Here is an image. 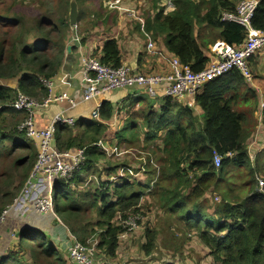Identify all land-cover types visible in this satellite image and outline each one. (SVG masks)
Returning <instances> with one entry per match:
<instances>
[{"label": "trees", "instance_id": "trees-1", "mask_svg": "<svg viewBox=\"0 0 264 264\" xmlns=\"http://www.w3.org/2000/svg\"><path fill=\"white\" fill-rule=\"evenodd\" d=\"M172 1L175 10L166 14L164 7L158 5L161 0H147L145 11L150 15L147 18L143 12L142 16L151 37L154 40L163 38L166 51L193 73L207 68L209 47L217 40L233 48L243 44L244 28L221 19L223 13L235 12L236 0ZM252 26L264 31V0H259ZM68 28L69 20H55L44 15L28 20L12 10L0 13V157L7 155L15 161V168H24L26 179L34 169L38 150L23 135L17 138V126L25 119H21L22 115H26L11 107L17 92L5 85L16 81L17 90L27 96L48 98L49 91L40 81H52L61 71ZM30 39L34 41L30 43ZM100 51L93 57L103 65L123 66L117 40L106 41ZM154 101L148 99L139 105L127 101L113 105L106 101L100 108V122L80 121L76 126L77 129L84 126L81 135L76 127L71 130L59 126L56 146L60 151L84 150L86 163L78 176L90 175L97 170L99 146L109 130L122 129L115 134L118 140H128V133L136 137L138 131L144 132L146 144L161 142L163 146V155L158 161L161 171L158 184L162 180L170 183L168 187H159L163 206L197 231L212 264H264V197L257 192L256 181V174L264 173V167L255 162L250 167V175L242 173L239 177L246 182L242 186H229L230 191L217 184L222 182L224 175L251 163L247 151L250 133L244 129L246 115L237 108L257 106L256 93L236 70L208 82L194 98V105L202 111V123L198 122L189 104L164 99L158 106ZM122 112L125 121L115 126ZM7 119L21 121H16L8 132ZM6 142L10 143V148L4 145ZM215 155L223 158L219 168L214 164ZM114 169L107 170V178L99 174L98 187L86 195L93 197L91 207L100 219L99 247L106 248L111 258L119 248L121 229L118 225L139 211L150 188V184L141 181L136 184L112 180ZM78 176L73 180L80 183L82 180ZM214 190L222 197L215 205L211 197ZM74 192L64 180L58 181L53 190L54 202L68 220L82 213L81 201ZM44 234L31 226L21 229L16 245L28 256L25 259L13 247L0 257V264H74L65 257L67 250L47 240ZM145 236L147 242L143 250L150 256L156 248V232L147 229Z\"/></svg>", "mask_w": 264, "mask_h": 264}, {"label": "rangeland", "instance_id": "rangeland-1", "mask_svg": "<svg viewBox=\"0 0 264 264\" xmlns=\"http://www.w3.org/2000/svg\"><path fill=\"white\" fill-rule=\"evenodd\" d=\"M74 1H76L80 10H84L86 15L82 16L81 19L88 25H91L90 14L99 12L101 10L100 5L102 9L105 10L104 5H102L99 0H0V13L6 14L12 10L14 13H18L28 20L44 15L50 16L55 20H69L70 22L71 3ZM131 1L134 2V0ZM242 1L245 0H237V3ZM105 2L106 0L103 1V3ZM136 2L144 3L145 0H138ZM146 2L141 9H146ZM112 3L113 0H107L106 2V10H108L109 13L118 11L112 8ZM149 6L152 7L150 4ZM168 12L171 11L165 10L166 14ZM67 30L68 35L69 33L72 34L74 30L76 31V29L71 28V26ZM33 41L32 39L29 40L30 43ZM66 41V44H68V39ZM155 41L160 45H158V47H161V41L164 42V39L161 38V41L155 39ZM164 53L166 52L164 51ZM251 69L254 78L257 79V71H255L252 66ZM32 98L40 101L42 100L39 97ZM161 100L162 99H158L154 101V103L159 106L162 102ZM123 113L124 112L120 114L121 116L119 115L115 126H118L119 121H121V123L125 121ZM7 117L9 118L10 116L8 115ZM24 118L26 117L22 115L21 119ZM16 121L17 120L11 121V119H7L5 125L6 128H9V131H6L10 132V129H12ZM20 121L21 120H18L17 122ZM126 123L127 122H125V124ZM22 124L19 125L21 126ZM20 126H17L16 129V133L19 135L17 138H20L21 135L25 137V134L19 131ZM75 129L81 135L84 126H80L78 129L76 127ZM117 131L120 132L122 129L116 130L115 128L109 130L103 139V144L99 146L100 156L99 162L96 164V172H91L90 175L82 174L80 176H78L79 173H77L75 178L77 176L81 178L82 181L80 183L76 182V180L66 181V185H69L70 189L75 191L74 193L81 201L82 205V213L72 220H68L65 212L54 202L55 196L53 190L58 181L54 183L49 182L41 171L38 172L35 170L38 158L36 159L34 170L31 172L28 179H26L24 168H15V161L13 159H10L7 155L1 156L0 214L4 210H10L8 215L9 218L7 217L8 221L4 225L7 224L8 227L14 226L19 232L21 229L25 230L26 227L30 226L37 228L40 232H43V234L45 233L44 235H47V240H53L55 245L63 246L67 250L65 257L69 259V261L68 249L71 241L75 239L82 244L84 243L89 249L95 248L97 255L96 260L101 264H212V259L208 256V251L201 245L198 239L197 231L187 227L185 223L179 219L177 213H172L163 206L164 202L159 187H168L170 183L162 180L158 184L159 175L161 173L158 167L160 162L158 163V161L163 155L161 153L163 147L162 143L149 142L146 144L145 134L140 131H138L136 137H132L131 133H128L126 137L128 140H124V138L118 140L115 137ZM4 145L7 148L11 147L9 142H6ZM257 162L264 167V151L259 155ZM252 164L251 162L249 165L241 168L242 172L249 173L250 175V167ZM113 168L115 169L114 175L111 177L112 180L120 183L128 180V182H134L136 184L141 181L143 184H150V188L147 189L142 199L143 201L139 211L134 212L135 216L129 217L124 223L118 225L121 229L119 235V248L116 252V256L111 258L107 255L106 248L101 249L99 247L101 240L99 238L100 228L98 227V223L100 219L98 213L92 210L91 207L93 197H86V195L93 192L94 189L98 187L99 174L103 179L107 178V170ZM145 172L146 176L144 175ZM234 172L235 170L224 175V179L234 183L236 181V174ZM237 172L239 173V169H237ZM258 179L264 181V173L256 174L257 182ZM223 185L224 184H221L220 188L223 187ZM27 192L28 195H25ZM211 197L214 205L221 202V199L219 198V201H217V196H212V193ZM43 199L50 201L49 211L45 215L40 214L35 209V202ZM209 199V201H212L211 198ZM209 201V206H211ZM205 206L206 209L209 208L207 204ZM128 222H130L132 226H126ZM3 226L0 227V231ZM131 227L132 230L130 231L129 228ZM147 229L156 232V248L154 253L150 256H147L143 250V246L147 242L145 238ZM59 231H61V233ZM17 239L18 238H16L13 243H17ZM17 245H13V249L16 251L18 250L20 255L25 256L26 259V256H28L27 253L19 250ZM7 252H9V248Z\"/></svg>", "mask_w": 264, "mask_h": 264}, {"label": "built area", "instance_id": "built-area-1", "mask_svg": "<svg viewBox=\"0 0 264 264\" xmlns=\"http://www.w3.org/2000/svg\"><path fill=\"white\" fill-rule=\"evenodd\" d=\"M126 1L113 0L112 8L118 10L127 19L139 22L140 33L148 41V52L151 55H159L164 59L166 54L158 51L150 33L147 32L142 16L143 9H141L144 5L139 4L135 7H129L126 5ZM258 3L257 0H245L237 5L235 12L223 13L222 21L243 27L246 38L239 48H233L220 42L211 52L207 68L201 73H193L189 67L183 66L181 61L171 54L168 56L170 72L150 75L136 74L129 66L114 68L103 65L95 57H88L82 60L84 68L83 81L86 90L82 91L78 97L72 98L66 94L53 97L51 93L54 89V82L45 79H41L40 82L49 91L50 95L41 101L16 90V101L11 107L26 115L23 124L19 125V131L24 133L28 141L32 142L38 150V163L35 170L41 171L45 178L52 183L60 180L71 181L86 163L84 150L60 151L56 146L55 137L59 126L72 129L79 125L77 120L65 115L67 110L55 115L44 128L38 126L37 119L53 103L66 102L69 106L68 110H74L81 104L96 101V106L92 110L88 121L100 122L102 103L99 99L116 91L140 89L144 91L143 94H146L153 101L161 98L188 104V100L194 99L205 84L235 70L240 72L245 82L252 85L255 78L250 61L264 49V31H258L252 26V19ZM161 4L164 7V12L165 10L171 12L175 10L172 0H161ZM229 157H233V155H229ZM222 161V157L215 155L214 164L217 168L222 165ZM257 192L264 197L263 180L258 179ZM25 195H28V192ZM216 200L219 201V198L216 197ZM49 208L50 201L48 200L43 199L35 202V209L42 215L47 214ZM9 212L10 210L7 209L0 214V227L8 220ZM126 226H132V224L128 222ZM129 230L131 231L132 227ZM68 253L70 261L74 264H101L96 260L95 248L89 249L75 239L71 241Z\"/></svg>", "mask_w": 264, "mask_h": 264}, {"label": "crops", "instance_id": "crops-1", "mask_svg": "<svg viewBox=\"0 0 264 264\" xmlns=\"http://www.w3.org/2000/svg\"><path fill=\"white\" fill-rule=\"evenodd\" d=\"M103 1L104 0H99V2L104 5L105 10H103L100 5L101 10L99 12L90 14L91 25L85 24V22L82 21L81 17L86 14L84 13V10H80L79 6H77L78 19L76 26L70 25L71 28H75L76 31L74 30L72 34L69 33V35H67L68 44H66L65 48L64 64L57 77L52 80L54 82V89L51 93L53 97H58L64 94L72 98L78 97L82 91L86 90L83 81L84 68L82 60L100 54V49H102L104 43L110 39L118 41L123 66L131 67L136 74L150 75L167 74L170 72L168 67V56L170 53L166 51L164 42L161 41V39H157L158 41H161V47H158V42L153 38L158 51L163 54L164 51L166 52L164 59L159 55H151L147 50L148 41H146L144 36L140 33L139 22L127 19L118 11L115 13H109V11L106 10L107 0L105 3H103ZM136 1L138 0H134V2L127 0L126 5L129 6L131 4V7H135L139 4L144 5L146 2V0L144 3H137ZM239 3H237V5ZM158 5L163 8L161 2ZM142 11L147 14L146 16L148 18L150 13L145 10ZM220 42V40H217L215 45L209 47L208 52L211 54V52L214 51L215 46L220 44ZM69 49H71L70 52ZM251 66L254 67V70L258 73L256 74L257 79L255 78V82L250 85L258 96V105H242L241 107H238L237 110L246 115L244 129L250 133L247 151L251 156V162L255 164L259 155L264 151V49L252 59ZM5 86L12 89L16 88L15 90L18 89L16 81L9 82ZM142 92L144 91L140 89H125L110 93L99 99V101L102 104L108 101L113 105L122 104L127 101L131 102V104L139 105V102L141 103L142 101L149 99L147 95ZM161 101H163V99ZM194 103V99L188 100V104L193 108L198 122L202 123V111L195 106ZM95 106L96 101L81 104L74 110H68L69 106L66 102L53 103L47 111L41 113L40 117L37 119V124L40 128H44L55 115L65 110H67L65 111L67 117L74 118L78 122L88 121ZM234 173L236 174V183L228 182L224 178L221 183H216L220 185L224 184L223 187L227 189H229L228 187L231 185L242 186L244 182H246L239 179L243 173L242 169H239V173L237 170H235ZM217 181H220V178L217 179ZM213 195L222 199L216 190L212 192V196ZM59 232L61 233V231ZM18 234L19 231L14 226L8 227L6 224L2 227L0 231V256L6 255L8 253V248L10 251V249L13 248V245L16 246L17 243L13 242L18 237Z\"/></svg>", "mask_w": 264, "mask_h": 264}, {"label": "water", "instance_id": "water-1", "mask_svg": "<svg viewBox=\"0 0 264 264\" xmlns=\"http://www.w3.org/2000/svg\"><path fill=\"white\" fill-rule=\"evenodd\" d=\"M70 25L71 26H76L77 19H78V9L75 1L71 3V9H70ZM71 49H69V52Z\"/></svg>", "mask_w": 264, "mask_h": 264}]
</instances>
